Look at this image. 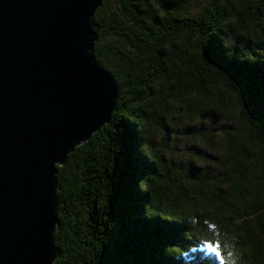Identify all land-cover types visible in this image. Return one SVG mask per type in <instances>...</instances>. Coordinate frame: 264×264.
<instances>
[{
  "label": "trees",
  "instance_id": "obj_1",
  "mask_svg": "<svg viewBox=\"0 0 264 264\" xmlns=\"http://www.w3.org/2000/svg\"><path fill=\"white\" fill-rule=\"evenodd\" d=\"M195 1L102 0L92 16L117 98L57 166L52 264H264V0ZM206 114L211 164L174 161L210 145L187 123ZM171 124L190 143L166 156Z\"/></svg>",
  "mask_w": 264,
  "mask_h": 264
},
{
  "label": "water",
  "instance_id": "obj_2",
  "mask_svg": "<svg viewBox=\"0 0 264 264\" xmlns=\"http://www.w3.org/2000/svg\"><path fill=\"white\" fill-rule=\"evenodd\" d=\"M102 0H0V264H52L55 185L110 120L111 72L94 53Z\"/></svg>",
  "mask_w": 264,
  "mask_h": 264
},
{
  "label": "rangeland",
  "instance_id": "obj_3",
  "mask_svg": "<svg viewBox=\"0 0 264 264\" xmlns=\"http://www.w3.org/2000/svg\"><path fill=\"white\" fill-rule=\"evenodd\" d=\"M204 0H197L194 2V4L197 6L201 5L203 3ZM191 131L195 132V131H200L201 128L204 129H210L212 128L213 131L210 132V134H206L208 137V139L210 140V145H207L206 147L204 146V143H198L200 142L199 140H197L195 143H197L199 150L195 149V151H198V154H201V158L207 159V162H202L201 163V159L195 155V151L193 150V152L191 153V155H188L187 153H183L181 150H179V152H174V154L176 156H174V161H179L181 160L182 163L190 159H192L194 161V163L198 166H203L205 164H211V157L208 155V152L212 149L211 147L215 146L216 144H218L219 139L221 138V136L219 134V128H220V124H221V120L220 118H217V116L215 114L210 115V114H206L203 118H199V117H193V119H191L190 121L187 122ZM168 136L165 138H163V136L161 134L156 136V141L155 143L157 145L159 144H164L163 147L164 149V153L166 154V156H169L171 148H174L175 151H177V149L180 147L182 149V147L186 146V142L189 144L190 142L185 139V134H183V126L181 125H177L174 126V124L170 125V129L168 131ZM185 139V140H184ZM166 146L168 147L166 149ZM177 147V148H176ZM179 148V149H180ZM224 260L222 259L221 262H223Z\"/></svg>",
  "mask_w": 264,
  "mask_h": 264
},
{
  "label": "snow or ice",
  "instance_id": "obj_4",
  "mask_svg": "<svg viewBox=\"0 0 264 264\" xmlns=\"http://www.w3.org/2000/svg\"><path fill=\"white\" fill-rule=\"evenodd\" d=\"M136 154H137V156H138V158L144 163V165L147 163V160L141 155V154H139V153H137L136 152ZM147 223H151L152 221H146ZM162 224H166L168 227H171V228H177V227H179V225H177V224H171V223H165V222H163V221H160ZM160 247H161V250H162V252H163V254H164V251H163V248H164V246H163V244H161L160 245ZM211 252L213 253V255L214 256H216V257H221L222 256V254L218 251V249H216V248H211Z\"/></svg>",
  "mask_w": 264,
  "mask_h": 264
}]
</instances>
